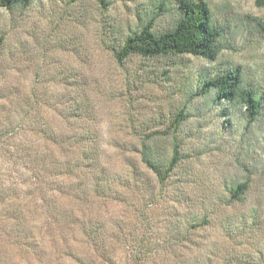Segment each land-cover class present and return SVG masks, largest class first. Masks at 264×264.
Returning <instances> with one entry per match:
<instances>
[{
  "label": "rangeland",
  "instance_id": "374dc122",
  "mask_svg": "<svg viewBox=\"0 0 264 264\" xmlns=\"http://www.w3.org/2000/svg\"><path fill=\"white\" fill-rule=\"evenodd\" d=\"M201 1L215 60L115 58L172 29L176 0L0 7V264H264V0ZM229 70L260 98L249 125L201 91ZM175 144L159 182L143 145L165 168Z\"/></svg>",
  "mask_w": 264,
  "mask_h": 264
},
{
  "label": "trees",
  "instance_id": "16d2710c",
  "mask_svg": "<svg viewBox=\"0 0 264 264\" xmlns=\"http://www.w3.org/2000/svg\"><path fill=\"white\" fill-rule=\"evenodd\" d=\"M30 1L0 0V7L6 10L26 7ZM96 1L101 5L105 4L104 0ZM176 1L179 18L175 21L172 29L155 33L151 29V24L147 23L124 40L120 50L115 53V58L121 62L131 54L145 58L191 54L207 60H215L221 49L223 31L213 23L209 8L201 0ZM211 89L215 90L218 100L237 104L245 116L247 125L254 122L259 116L260 98L255 90L243 82L238 70H229L204 81L201 88L202 93H208ZM147 150L148 148L143 145L141 152L143 163L155 174L159 182H164L179 160L177 144L172 148V156L165 168L161 163L153 161ZM248 185L246 181L231 188L229 192L231 200H243ZM92 236H95V233Z\"/></svg>",
  "mask_w": 264,
  "mask_h": 264
}]
</instances>
